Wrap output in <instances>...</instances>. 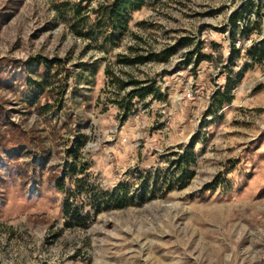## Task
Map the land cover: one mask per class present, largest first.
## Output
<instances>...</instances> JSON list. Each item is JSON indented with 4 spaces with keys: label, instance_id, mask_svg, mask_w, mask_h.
<instances>
[{
    "label": "rangeland",
    "instance_id": "rangeland-1",
    "mask_svg": "<svg viewBox=\"0 0 264 264\" xmlns=\"http://www.w3.org/2000/svg\"><path fill=\"white\" fill-rule=\"evenodd\" d=\"M79 1L0 0V264H264V0Z\"/></svg>",
    "mask_w": 264,
    "mask_h": 264
},
{
    "label": "trees",
    "instance_id": "trees-1",
    "mask_svg": "<svg viewBox=\"0 0 264 264\" xmlns=\"http://www.w3.org/2000/svg\"><path fill=\"white\" fill-rule=\"evenodd\" d=\"M94 0H80L74 8V21L72 29L78 36H88L97 42H105L108 44L118 43L129 29L132 14L135 11L141 10L148 2L153 0H113L112 2H98V8L89 10V4ZM85 3V6H83ZM96 16L94 23L90 25V14ZM86 30V32H85ZM176 46H171L162 52L167 59L170 55L174 54ZM157 56L154 54H136L135 56H123L121 60L126 63H146L148 61L156 60ZM133 85L131 95L137 96L140 99L145 98L147 95L155 92V86H142V83L137 80H130L122 82V86ZM223 100L230 102L232 100L231 85L228 84L224 92H219ZM222 101L220 102L222 104ZM180 160L183 158L179 155ZM183 168V173L180 179L186 177L192 178L194 172H187ZM126 202H119L116 207H123Z\"/></svg>",
    "mask_w": 264,
    "mask_h": 264
}]
</instances>
